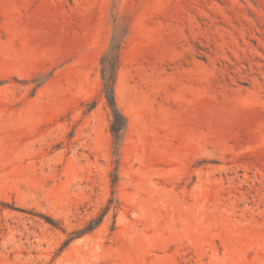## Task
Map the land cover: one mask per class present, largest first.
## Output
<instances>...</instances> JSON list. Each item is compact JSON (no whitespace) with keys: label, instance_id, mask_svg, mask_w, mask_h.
<instances>
[{"label":"rangeland","instance_id":"obj_1","mask_svg":"<svg viewBox=\"0 0 264 264\" xmlns=\"http://www.w3.org/2000/svg\"><path fill=\"white\" fill-rule=\"evenodd\" d=\"M0 264H264V0H0Z\"/></svg>","mask_w":264,"mask_h":264},{"label":"trees","instance_id":"obj_2","mask_svg":"<svg viewBox=\"0 0 264 264\" xmlns=\"http://www.w3.org/2000/svg\"><path fill=\"white\" fill-rule=\"evenodd\" d=\"M112 46L108 53L102 59V77L104 80V95L107 99L108 107L111 110V126L110 131L113 136L114 145L119 149L122 141L123 132L127 126V120L121 110L119 109L115 96V85L117 80V72L120 67V49L121 45L113 40ZM118 178L114 176L113 184L117 183ZM113 200L109 201L108 206L104 209L103 213L98 219L92 221L85 229V232H91L98 227L104 217L111 211Z\"/></svg>","mask_w":264,"mask_h":264}]
</instances>
